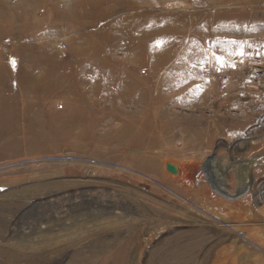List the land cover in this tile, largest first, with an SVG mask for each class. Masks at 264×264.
Masks as SVG:
<instances>
[{
    "label": "rangeland",
    "instance_id": "374dc122",
    "mask_svg": "<svg viewBox=\"0 0 264 264\" xmlns=\"http://www.w3.org/2000/svg\"><path fill=\"white\" fill-rule=\"evenodd\" d=\"M0 264H264V0H0Z\"/></svg>",
    "mask_w": 264,
    "mask_h": 264
},
{
    "label": "water",
    "instance_id": "95a60500",
    "mask_svg": "<svg viewBox=\"0 0 264 264\" xmlns=\"http://www.w3.org/2000/svg\"><path fill=\"white\" fill-rule=\"evenodd\" d=\"M165 170L167 172H169L170 174H173V175L177 174V171H176L175 167L173 165H171V164H167L165 166Z\"/></svg>",
    "mask_w": 264,
    "mask_h": 264
},
{
    "label": "snow or ice",
    "instance_id": "6c2138e0",
    "mask_svg": "<svg viewBox=\"0 0 264 264\" xmlns=\"http://www.w3.org/2000/svg\"><path fill=\"white\" fill-rule=\"evenodd\" d=\"M160 43H162V42H158V45H159ZM12 63L15 64V61H12Z\"/></svg>",
    "mask_w": 264,
    "mask_h": 264
},
{
    "label": "bare ground",
    "instance_id": "6f19581e",
    "mask_svg": "<svg viewBox=\"0 0 264 264\" xmlns=\"http://www.w3.org/2000/svg\"><path fill=\"white\" fill-rule=\"evenodd\" d=\"M176 171H177V174H178V169L175 167ZM173 175V174H172ZM176 175V174H175Z\"/></svg>",
    "mask_w": 264,
    "mask_h": 264
}]
</instances>
